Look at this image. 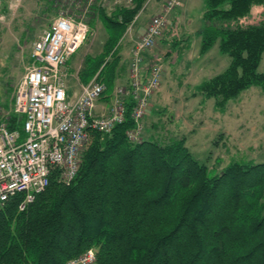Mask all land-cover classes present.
Segmentation results:
<instances>
[{"label":"trees","instance_id":"trees-1","mask_svg":"<svg viewBox=\"0 0 264 264\" xmlns=\"http://www.w3.org/2000/svg\"><path fill=\"white\" fill-rule=\"evenodd\" d=\"M145 2L131 0L110 16L94 6L108 37L100 54L84 57L83 83L103 79L109 63L115 67L116 42ZM256 5L262 16L251 22ZM202 18L197 54L218 42L230 61L196 90L222 112L250 86L264 91L258 71L264 0H203ZM168 45L178 48L179 41ZM152 63L159 61L144 64V75ZM132 109L127 101L121 123L91 132L69 184L53 170L24 209L20 193L0 205V264H64L90 247L99 264H264V162L232 160L213 172L190 153L184 137L133 143L127 137L135 124ZM19 120L12 114L10 128H20Z\"/></svg>","mask_w":264,"mask_h":264},{"label":"rangeland","instance_id":"rangeland-1","mask_svg":"<svg viewBox=\"0 0 264 264\" xmlns=\"http://www.w3.org/2000/svg\"><path fill=\"white\" fill-rule=\"evenodd\" d=\"M131 5V0H93L92 3L88 0H0V114L11 113L14 87L29 63L32 44L59 12L83 16L90 26L87 38L71 59L73 62L84 51L90 56L100 54L108 37L105 24L94 6L104 9L110 16L115 8ZM143 6L116 42L115 67L109 63L103 79L98 78L105 86L109 84L104 94L109 95L114 83L112 74L118 67L125 70V74H121L123 81L126 74L128 80L131 51L128 61L121 64L120 58L123 57L122 50L128 46L132 48L140 37H130V31L136 20L148 12V9L141 12ZM262 11V6H254L248 20L258 21ZM170 45L162 47L160 52V83L149 98L141 140L150 138L167 143L184 137L190 153L213 172L221 171L232 160L264 162V91L252 85L230 100L224 111H218L214 108L213 98L205 99L196 87L221 72L228 65L229 56L220 52L218 42L203 55H198V50L182 51ZM149 50L144 53V63L148 60ZM166 51L168 53L164 56ZM113 57L111 52L108 53L105 62H111ZM258 71L264 73V52ZM77 80L72 78L69 81ZM124 85L125 82L116 83L115 97H119L116 89Z\"/></svg>","mask_w":264,"mask_h":264},{"label":"built area","instance_id":"built-area-1","mask_svg":"<svg viewBox=\"0 0 264 264\" xmlns=\"http://www.w3.org/2000/svg\"><path fill=\"white\" fill-rule=\"evenodd\" d=\"M183 1L164 0L160 11L151 16L131 48L128 83L116 89L119 97L101 115H94L93 109L106 89L103 81L93 77L81 84L76 95L69 97L66 92L64 66L87 38L88 22L66 12L52 19L32 44L29 63L14 87L11 113L0 114V205L20 193L19 209H24L49 184L53 170L58 181L69 184L91 132H110L121 123L127 101L133 103L135 122L127 137L133 143L141 141L149 98L158 89L162 73L161 64L152 63L144 75V53L164 36L171 12ZM12 114L20 119V128H10ZM64 264H99L97 250L87 248Z\"/></svg>","mask_w":264,"mask_h":264},{"label":"crops","instance_id":"crops-1","mask_svg":"<svg viewBox=\"0 0 264 264\" xmlns=\"http://www.w3.org/2000/svg\"><path fill=\"white\" fill-rule=\"evenodd\" d=\"M163 3H164V0H146L141 12L143 13L145 9H148V12H145L143 16H141L140 18H138V20H136V22L131 28L132 30L130 29L131 30L130 37L134 35L133 38H135L136 36L141 35L145 31L146 25L148 21L150 20L151 16H153L154 14L160 11ZM202 12H203V0H184L181 6H179L173 12H171L170 24H173L174 27L172 28L171 31H169V29H171V27L169 26L164 36L162 37V39L159 40L158 45L152 48V50H149L151 52L147 56L148 60L147 62L143 63L142 68L144 67V64L148 63L149 61L151 62L154 60H159L160 57L162 56L160 53L162 51V47H164L165 45H168L169 42L171 41L172 42L179 41V46H178L179 50L181 49L182 51H188V50L197 51L200 46L201 30L204 24V21L202 18ZM175 37L176 39H174ZM130 51H131L130 46L122 50L123 57L120 58V61H122L121 64H123L125 61H128V59L130 58ZM167 53L168 51L165 52L164 56H166ZM74 54L69 58V60L66 62L64 66L67 72V77H66V85H67L66 90L67 91L66 92L69 97L76 95L80 90L81 84H83V82L79 79L78 72H79L80 67L83 64L84 56L87 54V51H84L83 53H81L78 57H76L77 59L75 61L71 62V59L74 56ZM143 70L145 69L143 68ZM123 73L125 74V70L122 71L121 67L120 69L118 67L117 70L114 72L113 79H112L114 81L113 87L110 90L109 95L103 93L100 96V98L96 101L95 107L93 109L94 115H101V114L108 113L115 99L114 89L116 87V83L118 82H125L126 84L128 83L127 76H126L127 74L125 75V79L123 81V78L121 75ZM72 78H77L78 82L74 81L73 83H71V81L69 80H71ZM107 86L108 84L106 83V88ZM108 89H109V86H108Z\"/></svg>","mask_w":264,"mask_h":264}]
</instances>
